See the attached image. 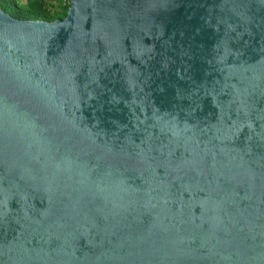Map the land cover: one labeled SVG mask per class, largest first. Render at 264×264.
<instances>
[{
  "label": "water",
  "instance_id": "1",
  "mask_svg": "<svg viewBox=\"0 0 264 264\" xmlns=\"http://www.w3.org/2000/svg\"><path fill=\"white\" fill-rule=\"evenodd\" d=\"M0 7V264H264V0Z\"/></svg>",
  "mask_w": 264,
  "mask_h": 264
},
{
  "label": "trees",
  "instance_id": "2",
  "mask_svg": "<svg viewBox=\"0 0 264 264\" xmlns=\"http://www.w3.org/2000/svg\"><path fill=\"white\" fill-rule=\"evenodd\" d=\"M70 6V0H0V7L20 20L65 19Z\"/></svg>",
  "mask_w": 264,
  "mask_h": 264
},
{
  "label": "rangeland",
  "instance_id": "3",
  "mask_svg": "<svg viewBox=\"0 0 264 264\" xmlns=\"http://www.w3.org/2000/svg\"><path fill=\"white\" fill-rule=\"evenodd\" d=\"M21 1L26 2L27 0H21Z\"/></svg>",
  "mask_w": 264,
  "mask_h": 264
}]
</instances>
